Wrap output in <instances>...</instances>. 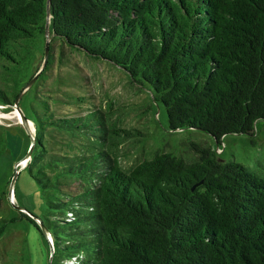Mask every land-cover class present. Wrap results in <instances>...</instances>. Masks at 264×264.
<instances>
[{"label": "trees", "instance_id": "obj_1", "mask_svg": "<svg viewBox=\"0 0 264 264\" xmlns=\"http://www.w3.org/2000/svg\"><path fill=\"white\" fill-rule=\"evenodd\" d=\"M47 1L0 0L1 106L19 97L47 25L38 80L48 78L59 42L147 87L170 131H200L219 144L264 122V0H49L48 13ZM36 87L24 169L43 194L51 264H264V179L194 143L193 158L158 150L126 170L125 131L110 105L60 116ZM9 206L0 238L25 220L48 247L27 211Z\"/></svg>", "mask_w": 264, "mask_h": 264}, {"label": "rangeland", "instance_id": "obj_2", "mask_svg": "<svg viewBox=\"0 0 264 264\" xmlns=\"http://www.w3.org/2000/svg\"><path fill=\"white\" fill-rule=\"evenodd\" d=\"M48 19L49 17L46 23ZM49 42L48 33L35 39L31 57L22 74L25 85L19 92L21 96L17 107L26 119L31 94L29 90L37 84V92L44 97L50 96L51 107L60 116L82 115L87 110L98 108L106 111V106L110 105L111 121L118 129L125 131L120 133L119 155L121 166L126 170L150 159L158 150L183 158H193L195 154L189 144L194 143L215 148L220 160L240 164L264 179V122L260 121L255 125L251 136L227 135L219 144L200 131H170L164 107L152 101L147 87H140L131 81L119 68L71 51L59 42L52 43L54 63L46 73L48 78L38 80L45 65V44ZM69 96L82 99L80 102H72L68 100ZM14 111L17 112L14 103L11 106L0 105V114L8 115L15 113ZM18 116L19 120L0 118L4 137L1 138L0 146V219H7L5 217L9 204L26 210L31 219H42L43 194L24 169L31 157L27 161L22 160L28 151L30 135L24 131L19 113ZM27 122L28 126L29 123L32 124L29 119ZM32 127L34 128L33 124ZM13 178V196L8 199ZM10 214L14 215L13 212ZM45 240L48 247L36 228L25 220L10 225L0 238V264H46L50 241Z\"/></svg>", "mask_w": 264, "mask_h": 264}, {"label": "water", "instance_id": "obj_3", "mask_svg": "<svg viewBox=\"0 0 264 264\" xmlns=\"http://www.w3.org/2000/svg\"><path fill=\"white\" fill-rule=\"evenodd\" d=\"M49 12V0L47 1V13ZM47 30H48V26L46 25V33H47ZM47 56H48V43L45 44V48H44V62L46 61L47 59ZM31 84V83H30ZM29 87V86H28ZM21 96V95H20ZM20 96L17 98V100L14 101V106L17 110V112L19 113L20 115V118H21V124L24 128V131L29 134V139H30V144H29V148H28V151L26 153V155L23 157L22 160H28L31 155H32V150H33V147L35 145V138H34V134L33 132L31 133V131L29 130V126H28V122H27V119L24 117L23 113L21 112V110L17 107L18 105V100L20 99ZM33 131L35 133V129L33 128ZM13 186H14V178L12 179V181L10 182V188L8 190V199L11 198V195L13 196ZM13 207L20 211V212H25L26 210H24L23 208L21 207H18V206H15L13 205ZM26 213V212H25ZM37 225H38V228L40 229L42 235L44 236L45 239L48 240L49 242V255H48V262L47 264H51V260H52V257H53V254H54V248H53V244H52V239H51V236L50 234L48 233V231L46 230L45 226L43 225V223L40 221V219L36 218V217H33V219ZM50 238V240H49Z\"/></svg>", "mask_w": 264, "mask_h": 264}, {"label": "bare ground", "instance_id": "obj_4", "mask_svg": "<svg viewBox=\"0 0 264 264\" xmlns=\"http://www.w3.org/2000/svg\"><path fill=\"white\" fill-rule=\"evenodd\" d=\"M15 112V111H14ZM0 118H4V119H8V120H11V119H16V120H19V116H18V113L15 112V113H11V114H8V115H5V114H0ZM4 121V120H3ZM20 123V122H19ZM9 127V126H7ZM6 127V128H7ZM11 127V126H10ZM8 129V128H7ZM29 129L31 132H33V127H32V124L29 123ZM14 200V199H13Z\"/></svg>", "mask_w": 264, "mask_h": 264}]
</instances>
